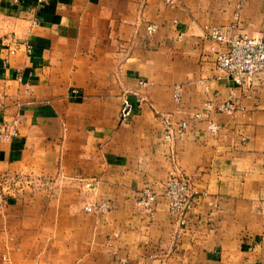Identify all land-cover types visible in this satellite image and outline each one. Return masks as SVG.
I'll return each instance as SVG.
<instances>
[{
  "label": "crops",
  "instance_id": "0c3cea01",
  "mask_svg": "<svg viewBox=\"0 0 264 264\" xmlns=\"http://www.w3.org/2000/svg\"><path fill=\"white\" fill-rule=\"evenodd\" d=\"M224 25L261 36L264 0H0V125L17 130L0 143V264H264V73L216 69L205 30ZM231 98L232 115L205 109ZM172 173L197 195L182 226Z\"/></svg>",
  "mask_w": 264,
  "mask_h": 264
},
{
  "label": "built area",
  "instance_id": "2783aa9c",
  "mask_svg": "<svg viewBox=\"0 0 264 264\" xmlns=\"http://www.w3.org/2000/svg\"><path fill=\"white\" fill-rule=\"evenodd\" d=\"M20 2L21 0H14ZM168 3H176L177 0H167ZM150 32H155L158 28L156 24L148 25ZM205 37L211 39L221 45L219 50H215V66L221 73L231 76L237 85H242L246 80L250 79L258 73H264V27L261 36L254 37L247 34L238 33L232 26H213L205 30ZM140 85L147 86L149 83L145 80L140 81ZM182 86L174 85L172 88L173 100L176 103L181 101ZM130 92L125 91L123 94V103L121 108L122 120H127L134 114L135 105L129 99ZM145 102V98L140 96L139 106ZM205 109L214 110L218 113L228 115L234 114L240 109L238 103L231 99H227L214 105L212 102L205 103ZM196 119L201 118V113L194 115ZM187 122L180 123V129H185ZM209 130L213 134L219 131V125L215 121L209 122ZM166 137L172 139L175 129L167 126L165 130ZM17 135L16 127H6L0 125V143L10 141ZM165 195L168 199L169 212L176 217L182 226L186 223L188 211L194 205L197 199L196 192L193 190L188 177L180 173H172L165 181ZM7 195L4 187L0 182V209L5 205ZM157 200V193L151 188L141 190L137 198V205L145 210H152ZM110 209L107 202L99 204H89L85 206V210L92 213H105Z\"/></svg>",
  "mask_w": 264,
  "mask_h": 264
},
{
  "label": "rangeland",
  "instance_id": "374dc122",
  "mask_svg": "<svg viewBox=\"0 0 264 264\" xmlns=\"http://www.w3.org/2000/svg\"><path fill=\"white\" fill-rule=\"evenodd\" d=\"M248 35V34H247ZM250 36V35H249Z\"/></svg>",
  "mask_w": 264,
  "mask_h": 264
}]
</instances>
